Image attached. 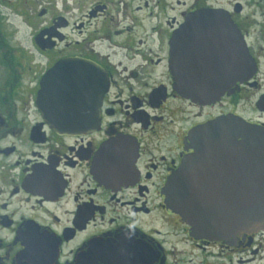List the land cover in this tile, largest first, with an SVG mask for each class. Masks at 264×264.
I'll use <instances>...</instances> for the list:
<instances>
[{"label": "flooded vegetation", "instance_id": "af4514ba", "mask_svg": "<svg viewBox=\"0 0 264 264\" xmlns=\"http://www.w3.org/2000/svg\"><path fill=\"white\" fill-rule=\"evenodd\" d=\"M226 117L264 131V0H0V264H264V230L197 238L166 204Z\"/></svg>", "mask_w": 264, "mask_h": 264}, {"label": "water", "instance_id": "95a60500", "mask_svg": "<svg viewBox=\"0 0 264 264\" xmlns=\"http://www.w3.org/2000/svg\"><path fill=\"white\" fill-rule=\"evenodd\" d=\"M226 26L228 40L233 37L228 20ZM237 35L238 66L233 72L243 81L255 67L244 41L240 43ZM45 88L43 83L41 104ZM101 101L99 93L94 102L98 109ZM69 120L72 126L74 120H81L95 127L99 115ZM191 138L193 154L184 159L166 185L168 207L192 227L197 238L229 240L264 230V131L238 118L226 117L195 129Z\"/></svg>", "mask_w": 264, "mask_h": 264}]
</instances>
